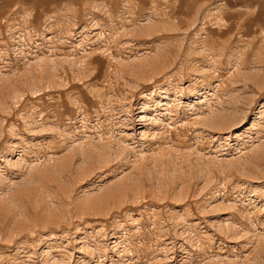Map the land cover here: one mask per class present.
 Instances as JSON below:
<instances>
[{"label": "rangeland", "instance_id": "374dc122", "mask_svg": "<svg viewBox=\"0 0 264 264\" xmlns=\"http://www.w3.org/2000/svg\"><path fill=\"white\" fill-rule=\"evenodd\" d=\"M0 264H264V0H0Z\"/></svg>", "mask_w": 264, "mask_h": 264}, {"label": "bare ground", "instance_id": "6f19581e", "mask_svg": "<svg viewBox=\"0 0 264 264\" xmlns=\"http://www.w3.org/2000/svg\"><path fill=\"white\" fill-rule=\"evenodd\" d=\"M169 102H170L169 98H166V104L169 103ZM192 104H193V103H191V105H192ZM194 107H196L195 104H193V108H194ZM145 108H147V105H143V106L141 107V111H144ZM165 109H166V108H165ZM160 112H161V111H160ZM159 114H160V113H158L157 110H154V118H155V119H158V120L161 119V116H160Z\"/></svg>", "mask_w": 264, "mask_h": 264}]
</instances>
